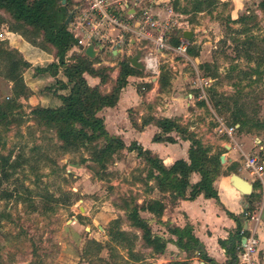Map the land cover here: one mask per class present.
Masks as SVG:
<instances>
[{"label": "rangeland", "instance_id": "374dc122", "mask_svg": "<svg viewBox=\"0 0 264 264\" xmlns=\"http://www.w3.org/2000/svg\"><path fill=\"white\" fill-rule=\"evenodd\" d=\"M164 1L172 12H163ZM258 1L216 0L206 6H210L208 10L201 11L190 9L192 0L156 3L160 15L173 22L170 35L181 27L192 30L190 46L197 49L196 59L188 54L189 60L175 56L161 62L158 78L163 74L167 79L162 87H152L148 79L147 90L145 83H140L143 80L134 81L142 100L122 116L126 113L137 121L157 112L156 105H162L171 90L167 85L170 75L175 80L173 73L185 74V85L174 89L179 91L178 104L183 109L178 121L194 132L210 152L222 153V142L232 141L218 132L216 120L229 124L231 109L215 110L208 99L207 87L205 99L198 98L196 88L189 82L193 66L203 75L214 68V74L209 75L212 77L209 87L232 96L247 118L241 127L235 128L234 135L247 136L246 152L257 149L253 140L258 139L264 156V14L257 6ZM72 4V0L67 2L68 10ZM239 16L240 19L232 20ZM177 23L181 24L177 26ZM64 24L67 27L68 21ZM41 38L38 31L21 25L0 9V102L13 97L14 89L20 88V81L11 79L13 74L19 76L25 91L17 99L21 105L13 108L8 119L0 123V264H162L161 256L153 258L148 248L139 245L138 239L134 250L141 254L139 260L124 259L125 251L121 247H115L117 253L113 256H108L104 246L98 250L97 242L101 245L107 242L108 220L118 216L120 226L126 228L119 207L128 198L135 197L139 202L145 193L140 179L146 166L122 149L112 155L103 170L99 169L90 160H83L88 156L87 149L63 150L54 127L34 119L30 109L39 102V95L44 89L54 94L58 88L56 76L42 75L34 68L36 64H45V59L53 54V48ZM20 40L26 41L29 52L25 53ZM108 47L104 46L93 57L88 56L94 58V66L103 69V91L114 84L113 67L134 54L112 53ZM125 48L133 50L127 45ZM244 50L250 51L251 59L243 55ZM76 52L71 46L64 59L72 60ZM202 61L211 63L209 70L204 72L199 67ZM187 93L191 96H186ZM228 104L231 106V102ZM98 114L109 123L115 111L101 109ZM116 120L121 124L119 117ZM128 136L124 134V140ZM241 143L245 144V140ZM239 158L242 160L243 153ZM150 226L154 231L159 230L155 224Z\"/></svg>", "mask_w": 264, "mask_h": 264}, {"label": "trees", "instance_id": "16d2710c", "mask_svg": "<svg viewBox=\"0 0 264 264\" xmlns=\"http://www.w3.org/2000/svg\"><path fill=\"white\" fill-rule=\"evenodd\" d=\"M68 1L64 0L61 4L60 0H0V9L6 11L13 20L21 25L38 31L43 42L53 48L55 59L46 61L43 65L36 64L38 66L34 68L39 70L42 75L57 77L55 81L58 82V88H56L55 93L48 94L46 89H44L45 92H42V95L48 96L47 99L50 98L56 104L49 101L50 99L48 104H46L47 102L37 103L30 109V113L36 121L54 127L55 136L60 141L59 146L63 150L87 149L88 156L83 160H90L102 170L112 155L122 149L135 151L136 156L146 166L140 179L144 186L145 197L139 202L135 197L128 198L119 207L123 210L126 228L120 226V217H113L108 220L105 228L107 242L104 245L97 242L98 250L102 246L106 247L108 256H113L117 253L115 249L121 247L125 251V257L122 256L124 259L139 260L142 256L134 250L136 239H138L140 246L148 248L151 253L161 252L167 240L152 231L149 219L141 216L139 211H147L156 217V221H159L158 217L164 207L163 198L166 195L170 202H174L177 198H192L199 192L205 196H214L215 190L211 186V181L223 169L218 157L220 151L210 152L209 147L203 144L194 132L188 130L187 126L180 124L178 118L166 116L154 117L147 114L140 117L139 123L132 117H130V122L136 128L153 122L162 133L173 130L185 137L189 142L187 160L177 158L165 166L155 154L146 148H142L135 140L125 144L118 135L108 133L103 118L97 114V111L103 106H111L115 103L119 89L125 84V77L128 74L141 73V71L131 66L123 58L118 62V72L114 84L108 91L101 90L98 85H89L82 75L83 72L97 76L99 83L105 81L103 69L93 65L94 58H89L81 51L82 53H74L70 61L64 59L66 51L76 43L63 22L66 10H68L66 5ZM214 1L216 0H192L193 6L190 9L192 11L208 10L210 6H206ZM257 6L264 14V0H259ZM182 10L185 11L183 8ZM59 17L61 18L59 19ZM240 18L241 16L232 20L235 21ZM253 48L256 47L253 45ZM187 52L196 55L197 49L188 46ZM243 55L247 59H251L249 50H244ZM210 64L209 61H202L199 67L205 72L209 70ZM214 72L215 69L213 68L206 75H213ZM254 72L258 73V70L254 69ZM11 79L20 81V88L14 89L13 97L0 102V123L8 119L13 108L21 105L17 99L25 92L19 76L16 77L13 74ZM157 80L159 87H162L167 79L163 74H160ZM144 85L146 88L149 86L147 83ZM208 87L207 94L212 107L217 111L231 109L229 112L231 122L228 123H237L236 127H241L247 120L241 106L237 105L232 96L219 94L212 87ZM50 95L51 97H49ZM200 102L203 103V100ZM229 102H231V106H229ZM152 140L174 141L171 136L159 133H154ZM261 155L263 156V153ZM227 169L234 171L231 166H228ZM191 171H196L199 174V179L193 183L188 181V175ZM253 183L254 187L259 186L257 181ZM154 188L160 192L158 197L147 194L152 192ZM187 188L188 193L186 195ZM258 195V193L252 192L247 196L255 199ZM250 202L249 200L244 208L246 211L253 210V205ZM166 229L175 235V239L172 241L180 249L192 251L199 244V240L190 232L188 225L178 227L166 223ZM245 232L246 230L241 229V225H238L226 239L219 240V244L223 247L227 257L224 264H235V245ZM198 255L209 260L200 251H198ZM112 264L116 263L112 262ZM164 264H184V261L169 260Z\"/></svg>", "mask_w": 264, "mask_h": 264}, {"label": "crops", "instance_id": "0c3cea01", "mask_svg": "<svg viewBox=\"0 0 264 264\" xmlns=\"http://www.w3.org/2000/svg\"><path fill=\"white\" fill-rule=\"evenodd\" d=\"M25 42V40L24 42H21L20 40L19 43H21V46L25 48L26 53L29 52L30 48ZM130 42L131 45H129V47L135 49L136 42ZM85 47L86 45L81 46L76 43L73 45V48H76L78 52L82 51L83 53ZM97 53L98 51L95 50V54ZM112 53L115 52L112 51ZM196 55H193L194 59H196ZM54 59L55 57L52 54V57L48 58V60L45 59V61H51ZM138 69L143 71L144 74H141L142 72L128 74L125 77V84L119 89L115 103L111 106H103L101 108L109 111H115V115L111 117L109 123L103 119L106 130L108 133L118 135L125 144H128L131 140H135L142 146V148H146L152 154H155L165 166L169 165L177 158H183L187 160V148L189 142L185 137L180 136L173 130L162 133L159 127L153 122H148L142 127L136 128L130 122V116H128L126 113L125 116L123 115L124 117L122 116V114L126 112L128 108L135 107V105L139 104L142 100L139 97L140 93L137 89V85H133L134 81L143 80L144 82L140 83H145L149 79V81L152 82V87L159 88L157 80L158 74L150 76L143 68ZM112 72L115 78L118 72V65L113 67ZM82 75L89 85H98V87L101 88L102 83H99V78L97 76L88 74L86 72H83ZM173 75L177 79L174 80V78H172L170 75L168 79V82L170 83H167V85L168 87H171V90L167 93L166 101L161 103L162 105H156L155 108H157V112L153 111L148 114L154 117L166 116L170 118H177L179 115H181L183 109L182 106L178 104L179 91H174V89L176 87H183V85L186 83L184 78H187V76L185 74L180 76L179 74L176 75L175 73H173ZM149 88L150 84L147 87V90ZM186 96L190 97L191 94L187 93ZM47 97L48 96L39 95L38 103H43L45 101L47 102L46 104H48V100L50 98L47 99ZM49 97H51V95ZM49 101L52 100L50 99ZM53 103L56 104L55 101ZM101 109L97 111V114L101 111ZM139 113L142 112L140 111ZM183 115L184 114H182V116ZM118 117L121 119V124L116 120ZM136 122L139 123L140 118ZM154 133L169 135L174 139V141L152 140V135ZM124 134H129L127 139V141L129 140L128 142L124 140ZM246 137L247 136L242 134L235 136L233 132L231 138L232 143L222 142L223 148L221 152L224 155V160L221 162V164L223 169L218 174H216L211 181V186L215 190L214 196H205L199 192L192 198H177L174 202H170L167 197H164V207L158 217L159 221H156V217L152 216L149 212L144 210L139 211L141 216L149 219L150 225L155 224L158 226V231H152L167 239L164 249L161 252L152 253L154 255L153 258L161 256L160 263L162 264L169 260H182L184 261V264H224L227 257L223 247L219 244V240L226 239L238 225H241V229H244L246 225H251V222L245 221L242 213L248 201L250 200V203L253 205V210L258 213V220L255 223V232L258 237L257 253L258 256L264 260V181L260 183L258 179L254 178V176L242 166V160L239 158V154L246 152L244 150L248 141ZM242 140H245V144L241 143ZM253 143V145H255V143L259 144V140L254 139ZM125 151L136 156L135 151L133 150ZM136 158L139 157L136 156ZM228 166L233 167L234 171L227 169ZM232 172L245 178L251 183V191L249 193H241L232 184L229 179V174ZM198 179V172L191 171L189 173V183H193ZM254 181H257L259 186L254 187ZM252 192L258 193V197L254 199L247 196ZM152 193L153 194L150 195L152 197H158L160 195V192L155 188L153 189ZM187 193L188 188L186 190V195ZM143 197H145V194H142L139 201ZM166 223L178 227L188 225L190 227V232L199 240V244L202 246L203 250H200L197 245L192 250V252L178 248L172 241L175 239V235L166 229ZM198 251L205 254L209 260H205L200 257L198 255Z\"/></svg>", "mask_w": 264, "mask_h": 264}, {"label": "built area", "instance_id": "2783aa9c", "mask_svg": "<svg viewBox=\"0 0 264 264\" xmlns=\"http://www.w3.org/2000/svg\"><path fill=\"white\" fill-rule=\"evenodd\" d=\"M158 4L153 0H74L72 13L68 20L67 30L78 45H89L98 51L104 46L108 50L123 55L140 50L138 60L142 68L150 75L159 73V64L182 56L190 59L188 46L193 42L180 34L183 27L170 35L173 22L160 15ZM160 5V4H159ZM172 12L171 6L164 1L163 12ZM181 23H177L179 26ZM192 31V30H191ZM193 35V32H192ZM136 42V48L130 52L125 46ZM107 44V45H106ZM212 77L203 75L193 66V75L189 77L190 85L196 88L198 98L205 99V89L210 85ZM216 127L219 133L225 134L231 140L237 123L226 124L217 118ZM256 150L243 153L242 166L260 183L264 181L263 147L255 143ZM246 232L242 234L235 245V264H264L257 253L258 237L255 223L258 213L254 210H243Z\"/></svg>", "mask_w": 264, "mask_h": 264}, {"label": "water", "instance_id": "95a60500", "mask_svg": "<svg viewBox=\"0 0 264 264\" xmlns=\"http://www.w3.org/2000/svg\"><path fill=\"white\" fill-rule=\"evenodd\" d=\"M161 0H153L154 3H159ZM61 4L64 2V0H60ZM72 13V10H67L66 11V14H65V17H64V20L63 22L66 23L70 17ZM191 30H182L180 32V34L184 37H187V38H190L191 36ZM84 53L89 56V57H93L94 54H95V49L92 47L91 44L87 45L85 48H84ZM139 53H140V50L139 49H136L134 54H132L131 56H128L126 59L128 61V63L133 66V67H136V68H142V65L141 63L139 62L138 60V56H139ZM219 157V162H223L224 160V155L223 153H220L218 155ZM229 179L230 181L232 182V184L241 192V193H249L251 191V183L248 182L245 178L239 176L238 174L232 172L229 174ZM197 247L200 249V250H203L202 249V246L200 244H197Z\"/></svg>", "mask_w": 264, "mask_h": 264}]
</instances>
